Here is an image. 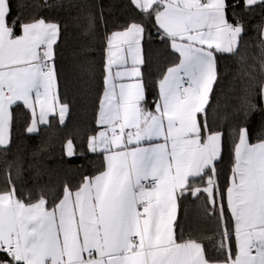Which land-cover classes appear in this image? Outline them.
Instances as JSON below:
<instances>
[{"label":"snow or ice","instance_id":"obj_1","mask_svg":"<svg viewBox=\"0 0 264 264\" xmlns=\"http://www.w3.org/2000/svg\"><path fill=\"white\" fill-rule=\"evenodd\" d=\"M30 7L0 0V152L13 145L14 106L30 114L28 134L49 116L63 125L69 112L57 85L61 26L27 15ZM127 8L129 19L106 37L98 130L82 145H63L66 157L93 154L103 167L59 193L39 187L27 202L9 174L0 191V264H264V81L244 89L227 131L209 122L218 56L243 62L246 16L264 0H127ZM258 33L264 52V25ZM153 39L176 60L149 106ZM260 65L264 73V55ZM227 151L233 164L222 186ZM188 196L216 219L212 236L184 235L178 213Z\"/></svg>","mask_w":264,"mask_h":264},{"label":"trees","instance_id":"obj_2","mask_svg":"<svg viewBox=\"0 0 264 264\" xmlns=\"http://www.w3.org/2000/svg\"><path fill=\"white\" fill-rule=\"evenodd\" d=\"M30 5L27 15L43 17L61 26V37L56 46L57 85L59 102L69 105L66 122L51 119L37 134H28L25 125L29 113L15 107L13 145L10 151L0 152V191L8 185L11 174L17 194L27 202L35 197L39 187L59 193L65 183L77 186L83 175H94L103 167L101 157L88 154L83 158H68L63 145L72 139L82 145L97 129L96 117L103 93V71L106 37L121 30L130 17L127 0H26ZM264 25V9L256 8L246 16L245 47L240 56L221 55L217 59L218 80L210 98L209 122L227 131L235 121V111L241 103L244 89L258 91L264 81L260 59L264 55L259 40V26ZM148 98L158 95V81L167 67L176 60L159 41L146 45ZM254 69V70H253ZM250 73L251 79L243 75ZM243 80V84L241 83ZM255 142V136L252 139ZM233 157L230 151L219 165V182H228ZM78 165H84L83 170ZM19 169V175L17 170ZM52 193L48 199L51 202ZM178 219L185 236H212L218 231L216 219L203 211L202 200L188 196L181 203ZM207 247V242H206ZM211 251V249H210Z\"/></svg>","mask_w":264,"mask_h":264},{"label":"crops","instance_id":"obj_3","mask_svg":"<svg viewBox=\"0 0 264 264\" xmlns=\"http://www.w3.org/2000/svg\"><path fill=\"white\" fill-rule=\"evenodd\" d=\"M57 43H58V42H57ZM226 55H228V54H226ZM68 114H69V112H68ZM53 117H55V116H49V123H50V121H51V119H52ZM67 118H68V115H67ZM67 118H66V120H67ZM66 120H65V122H66ZM44 126H47V125H41L40 128H42V127H44ZM178 215H179V213H178Z\"/></svg>","mask_w":264,"mask_h":264}]
</instances>
